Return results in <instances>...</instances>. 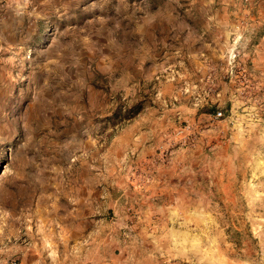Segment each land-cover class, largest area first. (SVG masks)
Wrapping results in <instances>:
<instances>
[{
  "label": "rangeland",
  "instance_id": "rangeland-1",
  "mask_svg": "<svg viewBox=\"0 0 264 264\" xmlns=\"http://www.w3.org/2000/svg\"><path fill=\"white\" fill-rule=\"evenodd\" d=\"M35 261L264 264V0H0V264Z\"/></svg>",
  "mask_w": 264,
  "mask_h": 264
},
{
  "label": "crops",
  "instance_id": "crops-1",
  "mask_svg": "<svg viewBox=\"0 0 264 264\" xmlns=\"http://www.w3.org/2000/svg\"><path fill=\"white\" fill-rule=\"evenodd\" d=\"M31 250L30 249H27V251H23L22 253H21V259H22V261H24V260H26L27 258H29L30 256H32V252H30ZM37 263V261H35L34 263H32V264H36ZM24 264H26V262H24Z\"/></svg>",
  "mask_w": 264,
  "mask_h": 264
},
{
  "label": "built area",
  "instance_id": "built-area-1",
  "mask_svg": "<svg viewBox=\"0 0 264 264\" xmlns=\"http://www.w3.org/2000/svg\"><path fill=\"white\" fill-rule=\"evenodd\" d=\"M235 56H236L235 54H232V55L230 54V55H229V57L232 58V59H234ZM219 116H221V113H220V112L216 113V117H219ZM11 264H16V263L13 262V263H11Z\"/></svg>",
  "mask_w": 264,
  "mask_h": 264
}]
</instances>
